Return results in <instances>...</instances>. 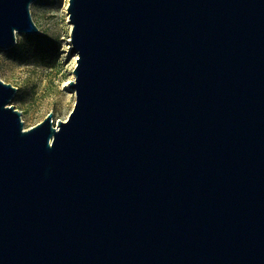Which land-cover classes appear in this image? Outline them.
Instances as JSON below:
<instances>
[{
	"label": "water",
	"instance_id": "1",
	"mask_svg": "<svg viewBox=\"0 0 264 264\" xmlns=\"http://www.w3.org/2000/svg\"><path fill=\"white\" fill-rule=\"evenodd\" d=\"M0 0V50L40 29ZM75 106L25 130L0 76V264H264V0H69Z\"/></svg>",
	"mask_w": 264,
	"mask_h": 264
},
{
	"label": "rangeland",
	"instance_id": "2",
	"mask_svg": "<svg viewBox=\"0 0 264 264\" xmlns=\"http://www.w3.org/2000/svg\"><path fill=\"white\" fill-rule=\"evenodd\" d=\"M69 0H38L31 5L33 21L40 29L41 49L29 48L25 35L17 34L16 47L0 50V76L17 88L10 103L21 112L25 130L53 113L55 125L66 122L75 106V91L66 82L75 78L71 57Z\"/></svg>",
	"mask_w": 264,
	"mask_h": 264
},
{
	"label": "trees",
	"instance_id": "3",
	"mask_svg": "<svg viewBox=\"0 0 264 264\" xmlns=\"http://www.w3.org/2000/svg\"><path fill=\"white\" fill-rule=\"evenodd\" d=\"M40 37L39 35L25 36V40L27 41V45L29 48H34L35 51L41 49L40 47Z\"/></svg>",
	"mask_w": 264,
	"mask_h": 264
},
{
	"label": "bare ground",
	"instance_id": "4",
	"mask_svg": "<svg viewBox=\"0 0 264 264\" xmlns=\"http://www.w3.org/2000/svg\"><path fill=\"white\" fill-rule=\"evenodd\" d=\"M67 7V6H66ZM69 17V16H68ZM77 60V58L75 57V61ZM74 79H72L71 81H68V82H66V87H69V84H70V82H72Z\"/></svg>",
	"mask_w": 264,
	"mask_h": 264
}]
</instances>
